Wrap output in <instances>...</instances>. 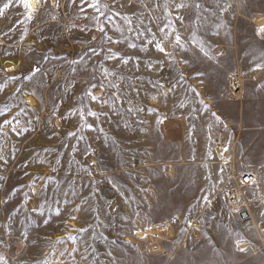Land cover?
Returning a JSON list of instances; mask_svg holds the SVG:
<instances>
[{"label":"rangeland","instance_id":"374dc122","mask_svg":"<svg viewBox=\"0 0 264 264\" xmlns=\"http://www.w3.org/2000/svg\"><path fill=\"white\" fill-rule=\"evenodd\" d=\"M28 2L0 0V264H264V0Z\"/></svg>","mask_w":264,"mask_h":264},{"label":"snow or ice","instance_id":"6c2138e0","mask_svg":"<svg viewBox=\"0 0 264 264\" xmlns=\"http://www.w3.org/2000/svg\"><path fill=\"white\" fill-rule=\"evenodd\" d=\"M34 2H35V4H39L40 3V0H34ZM23 3H24V7L26 8V9H28L29 11H32V10H34V8H33V4L32 3H29L28 2V0H23ZM93 7L95 6V5H92ZM182 6H184V5H178V7H182ZM197 7H199V5H196ZM5 7H7V5H5ZM179 41V37H177V42ZM157 47L159 48V45H157ZM159 50L160 51H163V49L162 48H159ZM93 99H96V97H93ZM91 114V113H90ZM58 214V213H57Z\"/></svg>","mask_w":264,"mask_h":264},{"label":"built area","instance_id":"2783aa9c","mask_svg":"<svg viewBox=\"0 0 264 264\" xmlns=\"http://www.w3.org/2000/svg\"><path fill=\"white\" fill-rule=\"evenodd\" d=\"M255 181L254 175L252 173H245L242 175L241 183L244 186H249Z\"/></svg>","mask_w":264,"mask_h":264},{"label":"bare ground","instance_id":"6f19581e","mask_svg":"<svg viewBox=\"0 0 264 264\" xmlns=\"http://www.w3.org/2000/svg\"><path fill=\"white\" fill-rule=\"evenodd\" d=\"M234 196H236L237 197V195L235 194ZM232 200H236V199H232ZM235 202V201H234ZM233 201H232V203H234Z\"/></svg>","mask_w":264,"mask_h":264}]
</instances>
